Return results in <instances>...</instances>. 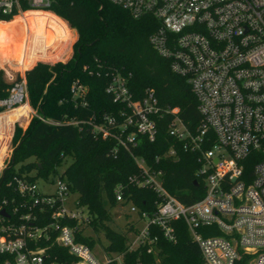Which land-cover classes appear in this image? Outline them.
I'll use <instances>...</instances> for the list:
<instances>
[{
	"label": "built area",
	"instance_id": "1",
	"mask_svg": "<svg viewBox=\"0 0 264 264\" xmlns=\"http://www.w3.org/2000/svg\"><path fill=\"white\" fill-rule=\"evenodd\" d=\"M100 1L134 19L155 21L157 26L147 42L168 62L170 72L185 80L201 116L200 124L189 131L176 108L161 110L148 91L133 100L125 79L111 76L105 92L122 108L116 117L103 116L92 131L101 139H114L129 155L136 173L127 177L126 185L149 190L157 199L148 214L124 199V185L113 188L114 201L121 205L117 209L125 208L135 217L126 224L131 227L126 233L127 250L140 248L154 256L158 238L173 244V223L182 222L202 264H264V0ZM52 3L0 0V17L44 12ZM10 84L6 97L0 99V113L27 107L23 76ZM71 91L82 96L84 89L72 85ZM163 115L171 117L167 135L183 151L197 155L200 165L197 174L204 192L188 205L163 188L160 170L133 153L136 136L154 141L155 117ZM174 154L172 148L165 153L167 157ZM8 158L7 147L0 156V177ZM61 174L43 180L49 191L25 179L13 178L7 184L17 201H0V212L6 214L0 215V264L120 262V255L107 254L102 247V255L96 257L92 250L99 242L92 249L79 242L92 237L87 212L78 205L76 195L73 198ZM201 227L215 235L203 237L198 232ZM52 248L63 251L60 258Z\"/></svg>",
	"mask_w": 264,
	"mask_h": 264
},
{
	"label": "trees",
	"instance_id": "2",
	"mask_svg": "<svg viewBox=\"0 0 264 264\" xmlns=\"http://www.w3.org/2000/svg\"><path fill=\"white\" fill-rule=\"evenodd\" d=\"M44 12L64 21L76 33V40L66 62H37L23 72L28 105L35 113L23 131L17 126L13 128L9 158L0 177V201L11 198L17 201L11 186H7L13 178L48 181L58 175L67 160L69 164L61 177L69 192L76 195L78 205L85 207L91 233L105 240L103 251L120 255V262L111 264H202L199 251L182 222L173 223V244L158 238L154 256L140 248L127 250L126 233L131 230L130 225L125 227V232L110 225V211L121 206L114 201L113 188L124 185V199L148 214L153 212L157 199L149 190L126 185L127 177L136 173L129 155L114 139H101L92 131V126L101 123L103 116L116 117L122 108L105 92L114 74L125 79L133 100L141 99L146 91L151 92L161 110H178L177 116L187 130L193 132L200 124L201 116L185 80L172 74L168 62L157 56L147 42L157 24L148 17L134 19L100 0H53ZM30 16L31 13H25L13 20L26 23ZM33 19L42 20L41 30L37 29L34 35L42 42L45 32H50L47 18L35 16ZM10 20V17H0V26L11 24ZM49 23V28L60 29L51 38L60 35L66 39L62 22L50 15ZM19 65L27 66L22 60ZM10 85L0 72V99L6 97ZM72 85L83 88V95L74 96ZM25 109L21 106L7 117H0V121H14ZM170 118V115L155 117L154 141L149 143L136 136L133 153L160 170L163 188L188 205L199 200L204 192L202 177L197 174L200 165L197 155L183 151L180 143L167 135ZM171 148L175 154L167 157L165 153ZM3 152L4 147L0 145V156ZM198 232L203 237L215 235L207 233L205 227ZM79 242L90 249L98 243L93 237L80 238ZM52 251L58 253L57 258L63 254L59 248Z\"/></svg>",
	"mask_w": 264,
	"mask_h": 264
},
{
	"label": "rangeland",
	"instance_id": "3",
	"mask_svg": "<svg viewBox=\"0 0 264 264\" xmlns=\"http://www.w3.org/2000/svg\"><path fill=\"white\" fill-rule=\"evenodd\" d=\"M48 15H46V26L47 30L52 32V35H50V32L46 31L44 35L45 38L42 42L39 38L36 39L34 37L36 32L41 30L40 27L42 22V20L40 22L38 19L31 20L34 14L27 19L26 23H23L22 20L19 19H12L11 24L0 26V72L6 83L10 84L14 81L18 77V73L25 71L33 62L42 60L47 64H53L55 62L63 63L71 57V46L76 40V33L63 21L62 23L65 26L66 39H63L60 35H57L58 37H55V39L51 38L53 35L59 34L60 29L48 27V25H50V14ZM57 20L60 21L59 18ZM43 51L45 53L44 56L41 57ZM21 60L25 61L27 64L26 68L20 67L19 64ZM26 103V116L21 117V119L18 118L14 121L2 123L0 128L2 133L6 134L8 127L9 130L11 129V133L14 126L19 127L21 131L27 127V125L25 126V122L27 119L29 122L35 111L28 105L27 98ZM15 109L17 108L6 111V113L10 115ZM68 164L69 161H64L58 171L61 173ZM36 183L41 191L50 190L49 188H44L43 180H37ZM73 198H75L74 194ZM110 217L111 227L119 232H125L126 224L133 223L135 220L133 215H128L125 208L121 210L117 208L112 209L110 211ZM138 225L139 224L137 223L134 224L135 227H139ZM91 236L99 242V244L94 246L92 252L96 257H100L102 255L101 247H104L106 242L102 236L95 237L93 234H91ZM127 236H129V234Z\"/></svg>",
	"mask_w": 264,
	"mask_h": 264
},
{
	"label": "crops",
	"instance_id": "4",
	"mask_svg": "<svg viewBox=\"0 0 264 264\" xmlns=\"http://www.w3.org/2000/svg\"><path fill=\"white\" fill-rule=\"evenodd\" d=\"M48 13V12H47ZM48 14H50V13H48ZM51 16H53L54 18H56V19H58L57 17H55L54 15H52V14H50ZM60 20V19H59ZM61 21V20H60ZM61 22H63V21H61ZM44 51L42 52V56L41 57H43L44 56ZM37 62H40V63H46V62H44V61H42V60H39V61H36V62H33L31 65H29L27 68H26V70H28V69H30L35 63H37ZM47 64V63H46ZM23 72L24 71H22V72H19L18 73V77L19 76H22L23 75ZM17 108H19V107H17ZM26 114H27V107H26V109L24 110V112L23 113H21L20 115H19V118L21 119V117H25L26 116ZM0 117L1 118H3V117H7V113L6 112H3V113H0ZM4 119H1V123H0V128H1V124L2 123H4L5 121H3ZM27 122H28V119L26 120V122H25V126L27 125ZM11 129L9 130V127L7 128V133L6 134H4V133H2L1 131H0V145H3V147H4V151H5V149H7V147H8V145H9V141H10V138H11ZM2 154H4V152L2 153Z\"/></svg>",
	"mask_w": 264,
	"mask_h": 264
},
{
	"label": "bare ground",
	"instance_id": "5",
	"mask_svg": "<svg viewBox=\"0 0 264 264\" xmlns=\"http://www.w3.org/2000/svg\"><path fill=\"white\" fill-rule=\"evenodd\" d=\"M25 13H31V15L34 14L33 17H35V16H46V15H48L47 12L27 11V12H23L22 14H20L19 16H16V17H21V16H23ZM48 16H49V15H48ZM16 17H14V18H16ZM14 18H12V19H14ZM12 19H11V20H12ZM11 20H10V21H11ZM20 107H21V106H20Z\"/></svg>",
	"mask_w": 264,
	"mask_h": 264
},
{
	"label": "water",
	"instance_id": "6",
	"mask_svg": "<svg viewBox=\"0 0 264 264\" xmlns=\"http://www.w3.org/2000/svg\"><path fill=\"white\" fill-rule=\"evenodd\" d=\"M0 215L6 217V214L3 211L0 212Z\"/></svg>",
	"mask_w": 264,
	"mask_h": 264
}]
</instances>
